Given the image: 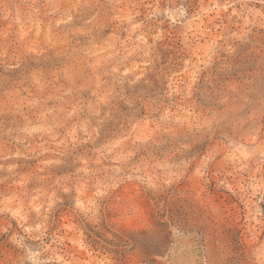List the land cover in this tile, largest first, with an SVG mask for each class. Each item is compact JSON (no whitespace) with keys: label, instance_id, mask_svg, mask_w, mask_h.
<instances>
[{"label":"rangeland","instance_id":"374dc122","mask_svg":"<svg viewBox=\"0 0 264 264\" xmlns=\"http://www.w3.org/2000/svg\"><path fill=\"white\" fill-rule=\"evenodd\" d=\"M0 264H264V0H0Z\"/></svg>","mask_w":264,"mask_h":264}]
</instances>
